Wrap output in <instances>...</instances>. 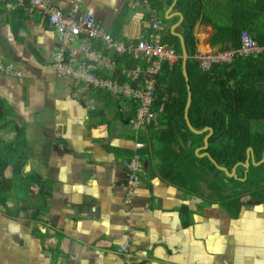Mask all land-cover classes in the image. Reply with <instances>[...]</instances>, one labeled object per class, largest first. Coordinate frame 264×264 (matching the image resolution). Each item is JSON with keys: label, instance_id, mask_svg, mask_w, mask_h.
Instances as JSON below:
<instances>
[{"label": "crops", "instance_id": "crops-1", "mask_svg": "<svg viewBox=\"0 0 264 264\" xmlns=\"http://www.w3.org/2000/svg\"><path fill=\"white\" fill-rule=\"evenodd\" d=\"M47 1L64 13L78 2L81 13L126 41L148 33L146 12L126 0ZM205 2L216 22L224 0ZM175 4L163 9L171 8L169 32L179 22ZM195 30L208 46L211 25L197 23ZM57 45L45 17L30 9L0 13V66L21 74H0V153L17 139L24 150L22 174L34 176L0 193L8 197L0 203V264H123L118 248L125 243L133 264H264V200L251 204V195L238 196L240 209L227 210L204 182L198 194L164 179L152 150L131 203H124L122 160L131 155L133 134L110 126H126L112 98L92 96L95 110L88 111L72 80L53 71ZM11 177L8 166L4 178ZM40 181L48 197L32 220L22 209L39 205Z\"/></svg>", "mask_w": 264, "mask_h": 264}, {"label": "trees", "instance_id": "trees-1", "mask_svg": "<svg viewBox=\"0 0 264 264\" xmlns=\"http://www.w3.org/2000/svg\"><path fill=\"white\" fill-rule=\"evenodd\" d=\"M146 3L164 19V5L173 0H136ZM208 0H176L174 10L183 16L179 25L182 36L192 54L195 52L194 27L197 23L211 25L213 33L208 39L210 47L225 50L228 47H239V36L247 31L258 44L264 45V0H224V10L215 22L210 17ZM210 19L212 21H210ZM214 22V23H213ZM162 43L172 46L180 58L170 68L163 64L157 77L155 102L152 113L156 116L155 128H149L148 142L156 161L157 172L172 184L201 194L200 182H204L208 192L224 202L223 206L230 211H238L242 205L237 198L252 195L257 201L264 200V162L259 166L250 165L247 170L238 166L235 176L227 178L218 172L207 158H199L202 153L228 172L239 163H244L248 148L252 149L254 162L262 159L264 151V56L238 59L234 64L213 65L208 72L201 73L196 63L190 58L186 62V74L191 94V104L187 116L191 127L196 131L204 128L213 133L207 140V149L195 154V150L203 146V138L207 132L197 135L192 133L184 119L187 101V89L181 70V49L177 37L169 30L162 37ZM133 64V63H131ZM97 97H109L97 93ZM115 100L112 99V103ZM134 107L123 118L133 116ZM103 122L101 112H94ZM3 112L0 109V119ZM142 139L147 138L142 135ZM1 144V143H0ZM177 146L174 149L173 146ZM0 153V193L5 189L25 183L34 176L22 174L25 159L23 149L18 140L10 145H3ZM11 166L12 177L4 178V170ZM216 175V177H214ZM40 183L37 195V207L23 208L32 220L39 218L46 203L48 193L44 191V183ZM234 189V190H232ZM233 193H231V191ZM230 191V192H229ZM8 197L0 198L5 204ZM30 210V211H29Z\"/></svg>", "mask_w": 264, "mask_h": 264}, {"label": "built area", "instance_id": "built-area-1", "mask_svg": "<svg viewBox=\"0 0 264 264\" xmlns=\"http://www.w3.org/2000/svg\"><path fill=\"white\" fill-rule=\"evenodd\" d=\"M131 9L143 8L147 15L148 33L138 39L126 41L106 32L95 17L81 13L77 2L64 13L52 7L47 0H0V13L30 9L46 19L47 27L53 31L58 45L51 55L50 66L59 75L69 77L79 98L88 111L95 110L94 98L97 93L107 94L117 102L121 114L127 115L134 107L133 116L126 118V125L133 134L131 155L122 160L125 173L124 203L129 205L135 189L144 173L149 128L156 125L152 113L155 102L156 82L162 65L172 67L180 58L172 46L162 43L168 24L146 3L126 0ZM195 52L191 59L201 73H206L213 65L234 64L238 59L264 56V45H260L247 31L239 36V47L225 50L213 49L201 44L203 37L193 31ZM78 41V46L73 43ZM133 63V64H131ZM0 74L19 77L21 74L12 65L0 66ZM156 129V128H155ZM142 135L147 141L142 139ZM132 225V221H129ZM135 238L131 239L134 242ZM123 264H133V253L129 243L118 248Z\"/></svg>", "mask_w": 264, "mask_h": 264}, {"label": "water", "instance_id": "water-1", "mask_svg": "<svg viewBox=\"0 0 264 264\" xmlns=\"http://www.w3.org/2000/svg\"><path fill=\"white\" fill-rule=\"evenodd\" d=\"M175 1L176 0H174L173 3H175ZM172 6H173V4H172ZM170 11H171V8H170V10L168 12H165L164 13V19L165 20H169L168 13ZM177 16L179 17V22L176 23V24H174V25H172L170 27V33L172 35H174L175 37H177L179 39V42H180V49H181V70H182V75H183V77L185 79L186 89H187V101H186V105H185V109H184V119H185V122H186V125H187L188 129L192 133L197 134V135H200V134H203V133L207 132V135L203 138V146L201 148L195 150V154H198L199 152L204 151V150L207 149V140L212 135L213 131L210 128H204L201 131H196V130H194L191 127V125L189 123V120H188L187 112H188V108H189V106L191 104V94H190V89H189V85H188V78H187V74H186V62H187V60L190 59L191 54H192V51H191V49L187 45H185L182 36L179 33H175L174 32V30L177 27H179V24L183 20V16L180 13H177ZM198 157L200 159L203 158V157H207L213 163V165L215 166V168L217 169L218 172L223 173L227 178H232V177L235 176L236 168L238 166L242 167L244 170H247L250 165L259 166L260 164H262L264 162V151H263V154H262V159L259 162L255 163L254 162V159H253V156H252V149L251 148H248L247 149V152H246L245 162L244 163H239V164L235 165L231 169L230 172H228V170L226 168H223V167L218 166L210 158L209 154H207V153H202V154L198 155ZM214 177H216V175ZM249 203H251V204H258L259 202L258 201H255V200H251Z\"/></svg>", "mask_w": 264, "mask_h": 264}, {"label": "rangeland", "instance_id": "rangeland-1", "mask_svg": "<svg viewBox=\"0 0 264 264\" xmlns=\"http://www.w3.org/2000/svg\"><path fill=\"white\" fill-rule=\"evenodd\" d=\"M73 44H74V45H73L74 47H77V46H78V43H76V42H74ZM115 125H117V126L123 128V129H127V128H129L127 125H126V126H123V125L120 124L119 122H113V123H111L110 126H112V129H114V126H115ZM129 130H130V129H129Z\"/></svg>", "mask_w": 264, "mask_h": 264}, {"label": "flooded vegetation", "instance_id": "flooded-vegetation-1", "mask_svg": "<svg viewBox=\"0 0 264 264\" xmlns=\"http://www.w3.org/2000/svg\"><path fill=\"white\" fill-rule=\"evenodd\" d=\"M237 165V164H236ZM249 195V194H248ZM252 196V195H251Z\"/></svg>", "mask_w": 264, "mask_h": 264}]
</instances>
